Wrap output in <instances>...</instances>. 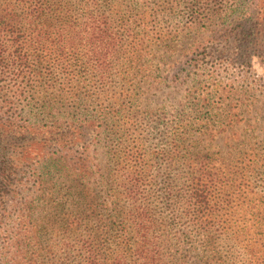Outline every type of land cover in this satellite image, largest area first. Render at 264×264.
<instances>
[{
	"label": "trees",
	"instance_id": "16d2710c",
	"mask_svg": "<svg viewBox=\"0 0 264 264\" xmlns=\"http://www.w3.org/2000/svg\"><path fill=\"white\" fill-rule=\"evenodd\" d=\"M168 4L160 0L158 8ZM237 5L242 52L260 58L264 0ZM142 10L115 0H0V135L29 128L18 125L20 101L38 109L43 131L40 150L24 153L26 161L38 158V199L19 202L15 172L6 167L13 163L0 162V208L8 198L12 208L0 226V264H217L221 251L227 261L229 245L263 264L264 189L253 187L262 164L252 140L236 131L215 152L213 128L204 145L201 135L190 137L192 124L180 123L165 147L148 153L135 137L137 115H124L151 79L149 57L160 48ZM69 126L80 139L94 128L127 140L118 138L94 168L87 149L69 147L62 132ZM155 174L164 178L159 191ZM234 197L251 207V220L223 217Z\"/></svg>",
	"mask_w": 264,
	"mask_h": 264
},
{
	"label": "rangeland",
	"instance_id": "374dc122",
	"mask_svg": "<svg viewBox=\"0 0 264 264\" xmlns=\"http://www.w3.org/2000/svg\"><path fill=\"white\" fill-rule=\"evenodd\" d=\"M115 1L119 4L134 2L138 10L147 11L150 29L160 47L153 52L154 58L149 57L152 60L147 64V72L152 77L144 84V92L134 100L133 110L128 105L130 111L124 113L129 121L137 115L135 137L139 143L148 153H153L171 140L168 135L171 127L185 123L192 124L187 126L190 137L201 135L204 145L211 141L209 132H205L213 128L214 141L210 147L219 152L224 148L225 138L234 136L237 131L242 141L252 140L257 148L255 153L261 156L262 166L258 169V178L253 179V187L259 185L256 189H264V56L249 60L242 52L243 41L238 31L242 21L238 20L239 13L234 12L238 0H218L217 4L212 0H199L192 9L186 7L187 0H171L174 6L168 4L160 8V0ZM145 2L149 3L147 10L143 7ZM38 115V109L28 105L27 101L18 102L15 116L22 122L18 125L29 128L11 129V133L0 135V162L13 163H5V166L15 172L19 194L13 195L19 202L38 199L40 193L38 177L41 173L37 172L39 165L35 164L38 158L34 156L26 161L24 154L28 148L40 150L43 131L36 126ZM62 124L69 125L66 120ZM64 128V136H69L72 141L69 147H74L77 152L87 149L84 159L94 168L99 163L98 156L104 157L105 151L116 150L118 138L127 140L123 132L115 134L108 129L94 128L86 130L80 139L78 130L70 126ZM225 128L227 132L219 134L220 129ZM233 142L238 141L234 139ZM155 175L154 189L159 191L164 178ZM247 182L250 191L249 178ZM233 200V208L222 213L223 217L251 220V207L242 205V200L236 197ZM2 204L5 206L0 208V226L7 222L5 210H12L9 198ZM233 224V232H236L234 221ZM222 255L225 257L226 252L217 254L220 258L217 264H250L247 255L242 258L240 250L231 245L227 261L224 262Z\"/></svg>",
	"mask_w": 264,
	"mask_h": 264
}]
</instances>
